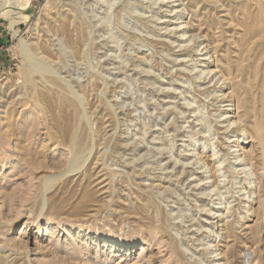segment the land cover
<instances>
[{
	"label": "rangeland",
	"instance_id": "obj_1",
	"mask_svg": "<svg viewBox=\"0 0 264 264\" xmlns=\"http://www.w3.org/2000/svg\"><path fill=\"white\" fill-rule=\"evenodd\" d=\"M24 4L0 14V264H264V0Z\"/></svg>",
	"mask_w": 264,
	"mask_h": 264
},
{
	"label": "bare ground",
	"instance_id": "obj_2",
	"mask_svg": "<svg viewBox=\"0 0 264 264\" xmlns=\"http://www.w3.org/2000/svg\"><path fill=\"white\" fill-rule=\"evenodd\" d=\"M30 1L31 0H29V2ZM22 4H23V0H3V1H0V14L2 16H7V15L11 14L17 8H27L29 6V5H25V4L22 5ZM20 46H21V50H22L23 54L26 56L28 62L30 63V65L34 69H36L39 73L40 72L41 73L46 72V71L51 72V69L48 66H46L45 64L38 61V59L35 57L32 49H31V46L28 43H26L22 39H20ZM231 124H237V123L232 122ZM238 159L241 161L240 163L244 162L243 157H238ZM204 167L206 168V171H208V168L206 167V165ZM206 171H205V173H206Z\"/></svg>",
	"mask_w": 264,
	"mask_h": 264
}]
</instances>
